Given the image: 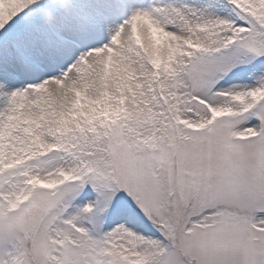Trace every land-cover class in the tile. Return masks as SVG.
Masks as SVG:
<instances>
[{
    "label": "snow or ice",
    "instance_id": "1",
    "mask_svg": "<svg viewBox=\"0 0 264 264\" xmlns=\"http://www.w3.org/2000/svg\"><path fill=\"white\" fill-rule=\"evenodd\" d=\"M0 264H264V0H0Z\"/></svg>",
    "mask_w": 264,
    "mask_h": 264
}]
</instances>
